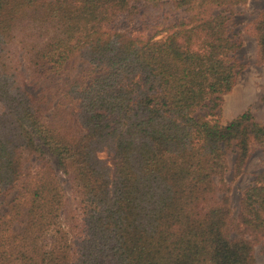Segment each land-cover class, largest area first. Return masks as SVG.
<instances>
[{
    "label": "trees",
    "instance_id": "16d2710c",
    "mask_svg": "<svg viewBox=\"0 0 264 264\" xmlns=\"http://www.w3.org/2000/svg\"><path fill=\"white\" fill-rule=\"evenodd\" d=\"M247 1L0 0V264H257L264 169L236 214L225 174L264 153V124L215 116ZM251 22L264 63V8ZM47 156L70 197L47 160L26 166Z\"/></svg>",
    "mask_w": 264,
    "mask_h": 264
},
{
    "label": "rangeland",
    "instance_id": "374dc122",
    "mask_svg": "<svg viewBox=\"0 0 264 264\" xmlns=\"http://www.w3.org/2000/svg\"><path fill=\"white\" fill-rule=\"evenodd\" d=\"M264 8V0H248L246 4L237 6L233 9L228 29L229 35L239 45L234 52L235 59L243 66V69L236 78L235 84L230 92L221 96L218 109L215 116L224 124L237 117L244 111H250L256 122L264 124V63H259L256 57V46L254 34L252 32V20L256 14ZM181 16H176V20H180ZM120 27L123 29L134 30L138 28L136 22L126 23L120 21ZM25 84L27 89L38 94L39 91H45L49 82L35 80L31 77L29 70L23 69ZM50 93V92H48ZM0 104V112H2ZM78 130L81 128L76 126ZM99 158L106 161L105 153H99ZM48 158V156H47ZM41 159L32 157L26 166L35 167L38 162L44 163L46 160L53 168L62 183L66 192V196L70 197V185L67 179L57 170L51 158ZM234 156L229 154L227 157L228 166L231 169ZM229 171L225 174L226 182L231 184V204L234 208V214L238 212V201L242 191L252 182L256 173L264 169V153L260 150L253 151L244 172L234 177ZM15 190L10 191L8 196L0 204V215L6 210V204L11 200ZM254 259L257 264H264V240H260L255 245Z\"/></svg>",
    "mask_w": 264,
    "mask_h": 264
}]
</instances>
